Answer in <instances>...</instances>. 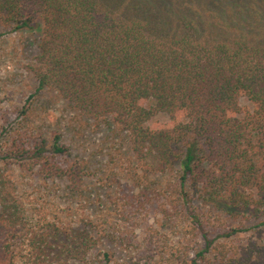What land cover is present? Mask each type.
Returning a JSON list of instances; mask_svg holds the SVG:
<instances>
[{
	"label": "trees",
	"instance_id": "trees-1",
	"mask_svg": "<svg viewBox=\"0 0 264 264\" xmlns=\"http://www.w3.org/2000/svg\"><path fill=\"white\" fill-rule=\"evenodd\" d=\"M0 24L40 33L29 66L36 88L18 108L17 125H2L0 264H134L109 250L93 259L112 233L61 216L69 205L44 199L60 188L84 198L92 174L61 133L46 137L28 121L35 93L47 87L75 118L124 134L125 174L113 178L131 189L122 196L133 197L137 212L162 196L149 178L175 173L173 193L183 203L198 196L228 215L264 217V0H0ZM10 166L38 180L34 202L16 193L4 171ZM176 199L167 198L170 211L163 207L169 219L182 215ZM201 223L192 215L189 231L201 236V248L170 264H264V218L247 243L232 237L244 227L214 233Z\"/></svg>",
	"mask_w": 264,
	"mask_h": 264
},
{
	"label": "rangeland",
	"instance_id": "rangeland-1",
	"mask_svg": "<svg viewBox=\"0 0 264 264\" xmlns=\"http://www.w3.org/2000/svg\"><path fill=\"white\" fill-rule=\"evenodd\" d=\"M199 1L202 4L208 2ZM39 35V30L13 31L10 27L0 24V139L5 136L2 125H17L14 119L18 108L36 88L37 81L29 66L34 63L39 51ZM240 104L244 108L252 109L251 103L245 97L240 98ZM155 119L164 121L167 118L164 114H159ZM82 120L74 117L69 105L52 88L47 87L35 93L28 121L33 127H40L46 137H50L54 131L61 133L62 140L70 147L71 155L84 159L92 172L88 176L89 189L84 198L64 195L60 188L44 199L58 208L69 205L70 214L63 212L60 213L61 216L67 215L74 220L84 217L99 227H106L107 233H112L103 237L96 245L95 253L98 254L93 259L99 257L103 250L113 251L120 261H125L131 256L134 264H144L151 260L170 264L177 261L175 256L182 258L185 252L189 257H193L201 248L202 238L199 234L195 235L189 231L192 215H197L201 224L207 225L214 233L233 227L247 229L232 236L235 242L247 243L250 239L255 240L254 227L264 217L246 219L241 215H228L198 196L191 200L189 196V200L183 203L180 198L176 199L177 195L173 193L177 183L175 173L149 178L150 186L156 189L153 193L159 192L162 196L154 197V204H146L144 209L137 212V203L133 197L130 195L127 200L122 196L124 189L128 190L129 194L131 189L124 181L115 182L113 178L124 177L125 174V170L121 171L120 167L127 164L129 155L126 137L122 133L112 132L104 123L95 126ZM0 167H3L2 162ZM10 167L12 169L4 171L13 177L16 193L27 205L28 201L34 202L38 196V180L23 176L18 173L17 168ZM113 170L117 171V176L113 175ZM108 171L110 174L106 176ZM101 177L107 178L101 180ZM119 183L121 186H118ZM59 185L62 186L61 183ZM152 189L148 191L152 193ZM168 197L177 200L175 205L182 213L181 216L171 215L169 219V215L164 212L163 207L171 210L172 205L167 202ZM79 224H82L81 228H86V224ZM123 229L131 232L128 234L122 231ZM121 235L127 236L134 247L126 246L121 240ZM258 242L261 243L259 240ZM262 242L264 244V239ZM170 257L171 260L167 262Z\"/></svg>",
	"mask_w": 264,
	"mask_h": 264
}]
</instances>
